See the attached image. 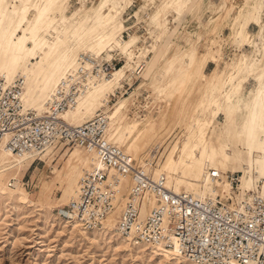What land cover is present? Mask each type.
Returning <instances> with one entry per match:
<instances>
[{
	"label": "rangeland",
	"instance_id": "374dc122",
	"mask_svg": "<svg viewBox=\"0 0 264 264\" xmlns=\"http://www.w3.org/2000/svg\"><path fill=\"white\" fill-rule=\"evenodd\" d=\"M242 1L224 0L221 5V0H209V10L214 12V17L210 16L205 24L200 22L184 29L181 28L188 16H200L205 0H131V4L117 16L126 26L123 38L127 40L129 34L136 37L130 64L144 61L146 66L139 74L134 72L130 79L113 82L101 94L103 97L109 95L107 104L110 107L118 98H127L119 114L113 118L110 130L125 119L131 120L135 131L127 134L126 141L133 147L125 149L122 146L123 149L141 161H152L156 172L169 175L175 190L181 187L180 191H196L198 195L211 193L201 186L200 180H196V149L204 146L202 127L208 140L219 144L217 137L228 118L241 116L244 112V109H237L225 114L222 106H226L228 100L236 101L239 96L249 99L259 88L262 77L264 83V33L262 27L254 23L253 10L247 18L239 13ZM262 1L257 0V4ZM99 3L100 0H57L54 12L58 15L65 5L62 14L70 16L78 9L79 15L68 20L75 23L84 12H90ZM230 7L232 10L227 13ZM157 8L160 12L157 20L153 18L158 23L154 26L151 17L156 15ZM32 18L30 13L29 19ZM262 24L264 26V22ZM220 25L225 27L223 33ZM61 36L59 54L65 58L66 67L77 52L68 50L70 28H66ZM259 36L262 42L255 48L253 39ZM84 52V49L80 50L78 57L84 56ZM111 53L117 61L111 73L114 74L126 63L119 48H114ZM39 60L36 58L32 62ZM211 61L217 67L206 73L204 68ZM5 68L3 63L0 69ZM130 68L127 65L124 71L128 74ZM185 72L188 73L182 77ZM32 90L33 87H24L32 103L28 105L42 115L45 109L37 107L47 91L31 97ZM97 110L106 111L95 108L93 112ZM66 117L71 118L70 113ZM261 127H264V110ZM231 128V134L222 136L220 142L226 145L228 152L240 153L244 162L251 160V183L264 190L259 153L254 151L252 156L246 155V137L239 132L242 126ZM173 150L172 171H168L164 165ZM42 154L40 160L31 164L34 157H29V162L21 170L3 175L2 182L9 190H16L17 184L38 205L17 209L11 205L0 206V264H181L158 259L146 250L135 253L119 240L103 234L91 235V231L81 227L73 229L65 225L67 221L61 218L59 210L72 198L78 177L94 164V159L81 148L64 144H54ZM188 154L190 161L183 167L181 160ZM223 170L241 175L240 162L223 167ZM12 179L15 185L8 187ZM213 185L222 192L220 182L213 180ZM116 216L113 214V218ZM108 225L113 227V223ZM110 231L117 234L113 229Z\"/></svg>",
	"mask_w": 264,
	"mask_h": 264
},
{
	"label": "built area",
	"instance_id": "2783aa9c",
	"mask_svg": "<svg viewBox=\"0 0 264 264\" xmlns=\"http://www.w3.org/2000/svg\"><path fill=\"white\" fill-rule=\"evenodd\" d=\"M80 60L55 86L42 115L23 106L22 77H0V147L17 157L34 155L31 164L59 143L79 147L94 159L61 216L91 230L120 203L115 229L133 244L161 246L195 264H264V193L256 187L238 199V172L209 171L214 181L230 183L231 194L177 192L163 172H155L152 161H141L110 140L104 110L78 125L63 118L87 89L89 77L110 76L117 64L113 56H100L88 69ZM145 66L134 62L133 74Z\"/></svg>",
	"mask_w": 264,
	"mask_h": 264
},
{
	"label": "bare ground",
	"instance_id": "6f19581e",
	"mask_svg": "<svg viewBox=\"0 0 264 264\" xmlns=\"http://www.w3.org/2000/svg\"><path fill=\"white\" fill-rule=\"evenodd\" d=\"M56 2L57 0H0V68L3 63L6 65L5 70L2 71L0 69V77L7 81H11L15 77L21 76L25 81L24 87L26 89L33 87L31 97L47 91L44 98L39 101V106L37 107L38 109H45L48 97L54 90L55 86L65 77V75H67V73L77 69L79 63H81L80 59H83L85 61L83 62L84 66L90 69L94 58L100 56L105 58L112 57L110 51L116 47L119 48L122 54H124L126 64L114 74H110V76L99 79L89 77V85L87 89L78 97L73 107L63 114V118L70 124L78 125L92 117L96 112H93L95 108H104L106 110L108 107L105 112L109 118L110 140L121 147H125V149L132 148V144L126 141L127 134L131 131L134 133L135 131L134 124L131 120L125 119L113 130H110L113 118L119 114L127 98H118L117 102L110 107L107 104L109 95L105 97L101 95L113 82L122 80L123 78L130 79L133 76L134 65H131L130 63H132V51L136 43V37L129 34L128 39H124L122 33L125 31L126 26L122 22L123 20L121 21L119 17L117 18L118 14L121 13V10L131 4V0H100L98 5L94 6L90 12H84L80 17V20L75 23L68 20L77 17V15H79V10L75 9L70 16H66L62 14L63 9L65 8L64 5L61 9L62 11H59L60 13L56 15L54 12ZM263 2L264 0L260 4H257V0H243L239 9V13L243 14L246 18L249 17L248 15L251 10L254 11V14L252 15L254 23L262 27V33H264V26L262 24L264 22ZM224 3V0H221V5H224ZM105 9L107 10V13H105ZM231 10L232 7L227 8V13H230ZM155 11L156 15L151 17L154 26L158 24L156 20L159 17L160 8H157ZM178 12L180 11L178 10ZM30 13L33 16L31 20L29 19ZM66 28H70V43L68 50L70 52L75 50V53L77 52V54L70 59L67 66L64 67L66 60L59 54L58 42L61 41V35ZM253 41L255 48L262 42L260 36L255 37ZM190 42L194 44V41ZM82 49L85 50V55L78 57V52ZM36 58H39L40 60L33 63L32 60ZM127 65L131 67L128 74L124 71ZM49 67L51 68L50 70ZM187 71L190 72L189 69H187ZM186 73L188 72H185V74L181 76L183 77ZM36 79H38V81ZM35 80L37 81L36 83ZM262 80L263 77L259 81V88L253 92L249 99L239 96L236 101L228 100L225 102L226 106H222V110L225 114H229L237 109H244V112L241 116L237 115L234 118H228L226 125L217 137L219 139V144H212L207 138L206 130L202 127L201 131L204 138V146H197L199 148L196 149L197 157L194 165H196V174L198 177L196 180L201 181L200 184L204 189L207 188L211 191L210 195L221 193V191L218 192V190L214 188L213 180L209 176L210 168L226 172V169L222 171V168L230 167L235 162H240L241 170V175H238L239 182L237 185L239 192H235V196L239 199L242 195L246 194L247 191H251V189H255L256 187L259 191L264 193V190H262L259 185L251 183V181H253L251 176V160L244 162L240 153L228 152L226 145L223 142H220L222 136H228L231 134V127L238 125L242 126V130L239 132L246 137V147L244 152L248 156H252L254 151L259 153L258 163L261 167L260 175L261 178L264 179V132H259L264 129V127H261V114L264 110V83ZM49 89L50 92L48 91ZM22 103L25 108H31L36 111L34 107L28 105L32 103L29 102L24 91ZM68 113H70L71 118L66 117ZM88 113H92V115L88 117ZM72 118H75V120ZM134 137L135 136H133V138ZM53 145L54 144L48 146L43 152L53 147ZM43 152L39 153V157ZM188 156L189 154L181 160L183 167L190 161ZM29 157H34V155L25 154L17 157L8 152L5 148L0 147V206L11 205L14 209L37 207L38 204H35L20 186L16 184V190H9L2 182L5 173H13V171L21 170L25 166V163L29 162ZM173 161L174 150L169 153L164 168L168 171H172ZM165 175L168 184L171 185L168 179L170 178L169 175ZM125 182L126 180L123 181L121 188H123ZM216 182L222 184V193H225V195L231 194L230 183L227 180ZM13 183L15 185V181H13ZM10 186L11 185L8 184V187ZM180 188L174 190L181 192ZM192 193L198 195L196 191ZM13 199H16V201L13 202ZM40 206L43 208L42 203ZM120 209L121 204L119 203L116 205L114 212L107 217L100 227L85 231H91V235H96V233L103 234L119 240L121 244L130 248L135 253L145 252L146 250L150 255L164 261L181 264H195L161 246L133 244L129 239L123 237L116 231V219L113 218V214L117 215ZM62 210L63 208H60L59 210L60 216ZM61 218L64 219V221H67L65 225L71 226L73 229L82 228L76 220L66 219L63 216H61ZM68 222L71 224L68 225ZM109 223H113V227H109ZM112 229L115 230L117 234H112L113 231H110Z\"/></svg>",
	"mask_w": 264,
	"mask_h": 264
},
{
	"label": "crops",
	"instance_id": "0c3cea01",
	"mask_svg": "<svg viewBox=\"0 0 264 264\" xmlns=\"http://www.w3.org/2000/svg\"><path fill=\"white\" fill-rule=\"evenodd\" d=\"M208 2H209V0H205V2L203 3L202 10L200 12V16L199 17L192 16L190 18L188 16L185 25H183L181 29H184L185 27L189 28V27H192V26H196V25H198L197 23H200V22H203V24L209 22V20H210L209 18H210V16L214 15V12L211 13V11L209 10L211 8V4L208 3ZM220 27H221V29H223L221 31V33H223L224 30H225V27H222V25H220ZM211 64H214V66H212ZM216 67H217L216 63L211 61L210 63L209 62L207 63V65L204 68V71L206 73H211ZM206 69H209V71H206Z\"/></svg>",
	"mask_w": 264,
	"mask_h": 264
}]
</instances>
